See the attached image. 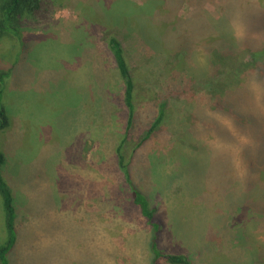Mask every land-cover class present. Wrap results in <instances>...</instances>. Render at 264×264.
I'll use <instances>...</instances> for the list:
<instances>
[{
  "label": "rangeland",
  "instance_id": "obj_1",
  "mask_svg": "<svg viewBox=\"0 0 264 264\" xmlns=\"http://www.w3.org/2000/svg\"><path fill=\"white\" fill-rule=\"evenodd\" d=\"M143 1L44 0L21 19L27 48L5 78L0 130L17 211L11 264H149L131 184L157 210L164 254L264 264V172L245 161L264 143V0H147L157 51L127 23ZM111 35L131 69L132 113ZM5 237L0 197V245Z\"/></svg>",
  "mask_w": 264,
  "mask_h": 264
},
{
  "label": "trees",
  "instance_id": "obj_2",
  "mask_svg": "<svg viewBox=\"0 0 264 264\" xmlns=\"http://www.w3.org/2000/svg\"><path fill=\"white\" fill-rule=\"evenodd\" d=\"M195 1V0H193ZM44 0H0V49H3L0 54L3 59L11 60L8 66L0 65V130L4 129L8 125L7 111L4 106V89H5V78L12 75L15 65L18 60V55L25 51L27 48V42L23 39V35L20 30V21L26 17H38L39 13L42 12L41 7ZM143 4H136L130 11V17L127 20L130 29H135L145 41L146 44L151 46L154 50H158L157 45L161 44V35L157 34V31L151 29L149 26L150 22L143 18V13L153 11L155 9V3L147 0L142 2ZM194 8L190 9V13L193 17L196 15L197 5L193 3ZM164 9V8H163ZM195 10V11H193ZM252 13L251 11L248 12ZM136 17L137 22L131 23V19ZM204 18L199 24H204ZM208 25V24H206ZM158 36V39L157 37ZM152 37V38H151ZM233 34L219 36L218 42H225L233 38ZM185 40L181 39V43ZM4 46V47H3ZM107 48L112 54L113 61L119 73V76L124 82V97L126 106L129 109V113L133 111V92H134V81L131 75V69L125 56L123 47L117 37L111 35L107 38ZM158 54V52H156ZM0 56V57H1ZM258 75L264 74V70L256 69ZM234 96V95H233ZM231 96V97H233ZM226 97V96H225ZM223 98L227 100L228 98ZM235 100L237 98H234ZM239 100V99H238ZM229 101V100H228ZM163 110V108H162ZM162 110L161 114L162 115ZM246 116L248 112L244 113ZM244 117V118H245ZM130 122V121H129ZM118 150L119 164L124 170V173L130 181V176L126 165L123 164V157ZM245 155V154H244ZM249 169L256 173L264 172V143L259 144V147L248 148V154L245 156ZM5 163V155L0 151V197L2 203V209L4 211V224H5V241L0 245V264H11L8 255L13 251L16 240H17V211L14 205V197L10 187L6 183L3 176V165ZM257 185L255 182L250 183L248 187L249 191L256 192ZM130 199L132 203L138 207L139 213L143 217L145 224L149 227L148 230V241L147 247L151 253V259L149 264H158L160 258H167L169 262L182 264L184 259L179 255H166L160 247L161 234L163 232V223L157 215L155 207L150 205L149 200L145 194L137 188L135 185H130ZM264 194V193H263ZM264 199V196H262ZM259 207V208H258ZM256 209L259 210L260 214H264V203L258 206Z\"/></svg>",
  "mask_w": 264,
  "mask_h": 264
}]
</instances>
